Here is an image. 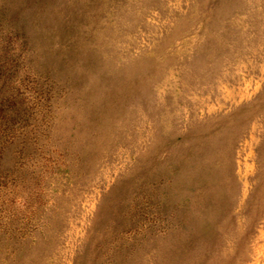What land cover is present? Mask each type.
<instances>
[{"label":"rangeland","instance_id":"374dc122","mask_svg":"<svg viewBox=\"0 0 264 264\" xmlns=\"http://www.w3.org/2000/svg\"><path fill=\"white\" fill-rule=\"evenodd\" d=\"M0 264H264V0H0Z\"/></svg>","mask_w":264,"mask_h":264}]
</instances>
